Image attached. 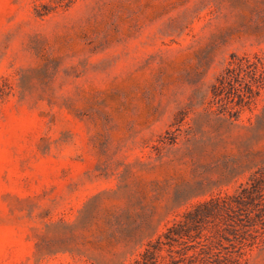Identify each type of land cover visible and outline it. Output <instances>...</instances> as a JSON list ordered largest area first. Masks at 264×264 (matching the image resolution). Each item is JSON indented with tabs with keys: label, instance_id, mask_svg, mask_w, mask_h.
Segmentation results:
<instances>
[{
	"label": "rangeland",
	"instance_id": "374dc122",
	"mask_svg": "<svg viewBox=\"0 0 264 264\" xmlns=\"http://www.w3.org/2000/svg\"><path fill=\"white\" fill-rule=\"evenodd\" d=\"M263 50L264 0H0V264H133L264 167V90L212 92Z\"/></svg>",
	"mask_w": 264,
	"mask_h": 264
},
{
	"label": "trees",
	"instance_id": "16d2710c",
	"mask_svg": "<svg viewBox=\"0 0 264 264\" xmlns=\"http://www.w3.org/2000/svg\"><path fill=\"white\" fill-rule=\"evenodd\" d=\"M264 90V50L230 56L212 86L225 96L224 111L237 115ZM264 242V167L233 192L198 201L150 238L133 264H248Z\"/></svg>",
	"mask_w": 264,
	"mask_h": 264
}]
</instances>
